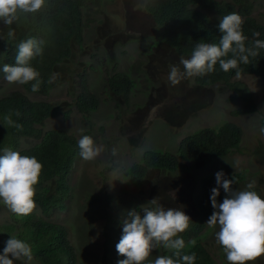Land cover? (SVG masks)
Returning <instances> with one entry per match:
<instances>
[{"label": "trees", "instance_id": "obj_1", "mask_svg": "<svg viewBox=\"0 0 264 264\" xmlns=\"http://www.w3.org/2000/svg\"><path fill=\"white\" fill-rule=\"evenodd\" d=\"M106 1L47 0L48 7L43 11L21 15L20 20L12 25L15 30L12 37L7 35L9 29L0 22V29H3L0 31L1 85L6 82L2 67L6 63L15 66L18 44L29 38L43 42V55L30 62L41 73L43 83L39 92L33 93L31 84H26L20 85L23 92L11 91L0 94V154L3 149L9 148L20 152L21 155L35 156L42 163L43 171L38 185L41 191L37 190L34 200L44 215L53 207L63 208L64 200L70 191L67 179L76 162L79 147L77 140L63 130L43 131L44 121L57 116L59 108L50 103L31 100L28 94L47 95L55 85L65 80V74L71 76L69 71L76 72V65L74 69L71 68L77 60L75 52L78 49L85 50V29L91 28L90 23L97 21L95 17L104 15L101 9ZM122 1L126 8L143 5L147 15L160 30L156 45L145 55L150 57L160 53L156 59H168L170 64L180 62L182 56L190 58L196 43H219L223 34L218 27L220 21L214 20L215 15L221 19L224 15L238 13L245 21L243 31L249 38L248 43L257 38L264 40V26L252 18L250 0ZM91 11L94 13L90 19L88 17ZM254 32H259L260 36L254 37ZM98 34L101 36L100 32ZM100 36L97 44L100 46L103 40L109 48L114 45L123 46L139 37L133 32L110 33L108 30H104ZM97 48L100 47L95 46L94 50ZM109 48L104 54L106 59L102 61L103 67L98 71L107 98L114 108L120 111L128 106L131 92L136 88L137 81L142 79L144 64L142 60H137L130 65L127 72H120L114 60V51ZM95 51L89 54V58L97 57ZM150 51L152 54H149ZM228 58H231V54L226 57ZM240 67L243 69L241 75H253L264 81V49L260 50V56L250 58L249 64H241ZM90 69H93V66H90ZM53 73H59V77L54 83L49 84L48 80ZM77 75L79 92L74 101L75 106L83 112L96 110L98 100L89 92L84 73ZM233 77H236L235 70L225 73L217 64L215 72L195 77L193 88L197 90L223 82L233 90L234 99L240 100L243 104L235 114L254 112L256 108L248 90L240 83L228 84ZM202 107L194 100L185 103L182 108L173 106L164 109L161 115L169 125L177 128L181 127L195 108ZM16 110L21 113L19 117L15 115ZM6 115H11L14 126L5 123L3 118ZM63 116L67 118L68 112ZM241 137L240 128L230 122H224L218 128H202L183 138L176 154L150 149L145 151L140 160L128 171L130 185L128 184L123 191L131 187L141 194L145 183H151L150 201L157 199L163 207L183 210L191 217L190 229L181 234L185 241L182 255L195 253V264H215L200 241L198 232L204 225L203 221L209 219L215 211L210 197L211 190L217 187V184L216 176L204 177L196 183L190 172L202 170L212 159L222 158L233 150L241 152L239 145ZM31 138L36 139V144L27 149L21 148V142ZM262 150L264 153V147ZM225 177L233 179L234 185L244 180L246 173L234 172ZM49 182L52 183L53 190L43 187ZM224 197L221 187L217 202L222 203ZM13 217L17 219L18 216L13 214ZM21 220L23 227L17 238L22 240L28 238L25 242L30 244L33 257L39 264H73L74 252L67 242L64 227L42 219H34L31 215L22 217ZM160 251L161 255H173L172 251L163 247Z\"/></svg>", "mask_w": 264, "mask_h": 264}, {"label": "rangeland", "instance_id": "obj_2", "mask_svg": "<svg viewBox=\"0 0 264 264\" xmlns=\"http://www.w3.org/2000/svg\"><path fill=\"white\" fill-rule=\"evenodd\" d=\"M252 1L254 17L264 24V0ZM101 12L104 15L95 17L97 21L91 22V28L85 29V50L78 49L75 52L77 60L71 68L74 69L76 65V72L69 71L71 76L65 74V80L55 85L47 95L28 94L31 100L50 103L59 108L57 116L44 121L43 131L61 129L73 136L77 142L82 135H88L105 148L95 162H86L78 155L67 179L70 191L63 208L53 207L44 215L37 206L30 214L34 219L64 227L67 242L74 252L73 264H117L118 260L124 259L116 251V244L122 236L123 220L127 219L128 211L135 209L142 215L143 207H151V183H145L141 194L131 187L123 191L130 185L129 168L150 149L176 154L182 139L199 129L218 128L224 122L238 126L242 133L239 142L242 151L233 150L222 158L212 159L202 170L190 172L194 178L199 180L206 176H216L220 171L225 176L243 171L246 177L240 183L232 185L233 189L254 190L264 199V134L259 131L264 124V81L253 75H240L239 78L233 77L229 81L228 84L231 85L242 84L251 94L256 108L254 112L235 114L243 104L234 99V92L227 84L218 82L209 88L196 90L192 85L193 77L173 86L168 81L170 68L175 65L183 70L180 62L170 64L164 58H160V61L156 59L160 53L150 57L145 55L156 45L160 30L143 6L126 8L122 0H107ZM93 13L91 11L88 18H93ZM104 30L110 33L133 32L139 37L123 46L114 45L109 48L103 40L99 46L98 32L102 36ZM95 46L100 48L95 51ZM107 48L114 51V60L120 72H127L130 65L137 60H142L144 64L141 84L137 81V86L129 97V106L120 111L107 98L98 71L103 67L102 61L106 59L104 54ZM94 51L97 57L89 58V54ZM149 54H152L151 51ZM81 73H84L89 92L98 100L97 109L94 111L83 112L74 104L79 92L77 74ZM153 81L154 84L150 86L149 83ZM11 91L24 90L18 84L6 81L1 85L0 82V94ZM158 96L167 100L161 102ZM151 98H157L152 104L158 103L146 109ZM194 100L203 107L195 108L181 127H167L157 114V111L162 112L173 106L182 108L185 103ZM67 112L66 118L63 114ZM21 143V148L27 149L36 144V139L23 140ZM114 148L115 156L112 155ZM250 183L253 185L252 189L247 188ZM43 187L53 190L50 182ZM37 190L41 191V188L37 186ZM12 217L13 213L0 203V255L3 254L6 241L11 236L17 238L23 227L22 217ZM207 221L208 219L203 221L204 225L198 232L200 241L215 264H229L215 238L218 225L210 227ZM24 241H28V238ZM160 248L153 251V261L161 255ZM14 264L39 263L33 257L30 262L14 261ZM246 264H264V255Z\"/></svg>", "mask_w": 264, "mask_h": 264}, {"label": "clouds", "instance_id": "obj_3", "mask_svg": "<svg viewBox=\"0 0 264 264\" xmlns=\"http://www.w3.org/2000/svg\"><path fill=\"white\" fill-rule=\"evenodd\" d=\"M250 2L252 18L264 26L254 17V3L252 0ZM46 7H48L47 0H0V22L9 29L7 35L12 37L15 31L12 25L20 20L22 14H35ZM215 17L214 20L220 21L218 27L223 34L219 43H196L190 58L183 56L180 58L183 70L175 65L171 66L168 75L171 85L176 86L181 81L193 77L192 85H194L195 77H203L215 72L217 64L225 73L235 70L236 77L239 78L243 71L240 65H247L250 63V58L260 56V50L264 49V40L257 38L248 43L249 38L243 31L245 21L241 15L233 12L224 15L221 19L217 15ZM253 36L259 37L260 33L254 32ZM42 44V41L33 38L18 44L15 66L6 63L2 67L4 79L8 83L31 84V91L39 92L43 83L41 73L30 62L43 55ZM229 54L231 58L226 59ZM58 77L59 73H53L48 83H54ZM138 83L141 84V80ZM149 85L151 86L150 83ZM157 98L154 100L151 98L146 109L154 107L158 102L152 104V101ZM159 100L164 102L167 99L160 97ZM157 114L164 125L176 128L162 118L160 111H157ZM15 115L16 117L21 115L19 110L15 111ZM3 119L8 126H14L11 115H6ZM259 131L264 134V127ZM78 147V155L80 154L86 162H95L105 151L103 145H98L88 135L81 136ZM112 155H116L115 148L112 149ZM42 171L43 165L35 156L21 155L20 152L9 148L3 149L0 154V203L18 217L32 214L37 208L34 197ZM215 175L217 187L211 190L210 197L215 211L209 217L207 224L210 227L218 225L219 230L215 233V238L226 254L229 264L254 262L264 255V199L254 190H234L233 179H227L223 171ZM201 179H195L196 183ZM221 187L226 195L222 203H218L217 197L220 196ZM247 188L252 189L253 185L250 183ZM149 203L153 207H143V215L133 209L128 211L127 219L123 220L122 236L116 244V251L124 259L118 260L117 264H195V253L182 255L185 241L181 238V234L190 229L191 217L183 210L163 207L157 199ZM160 247L172 251L173 255H158L153 261L152 253ZM173 256L176 258L174 259ZM32 259L30 244L11 236L5 243L3 254L0 255V264H14V261L30 262Z\"/></svg>", "mask_w": 264, "mask_h": 264}]
</instances>
